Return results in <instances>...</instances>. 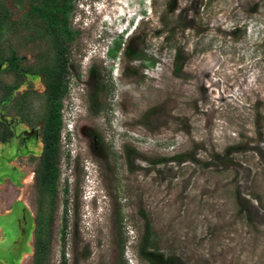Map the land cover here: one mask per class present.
Instances as JSON below:
<instances>
[{
  "label": "rangeland",
  "instance_id": "374dc122",
  "mask_svg": "<svg viewBox=\"0 0 264 264\" xmlns=\"http://www.w3.org/2000/svg\"><path fill=\"white\" fill-rule=\"evenodd\" d=\"M49 10L68 73L48 184ZM0 11V264H150L145 229L173 264H264V0Z\"/></svg>",
  "mask_w": 264,
  "mask_h": 264
},
{
  "label": "trees",
  "instance_id": "16d2710c",
  "mask_svg": "<svg viewBox=\"0 0 264 264\" xmlns=\"http://www.w3.org/2000/svg\"><path fill=\"white\" fill-rule=\"evenodd\" d=\"M55 10H49L47 15V26L53 33L57 32L55 22ZM4 13L0 11V26ZM55 35L57 41L56 56H55V72L51 77L48 85V98L49 107L47 116L45 118L44 128L41 135L42 152H41V181L52 183L55 179L57 169V148L59 141V134L61 128V115H60V98L67 91V79L65 78L68 73L67 66V41L63 37V33ZM130 51L127 50V53ZM15 67L14 64L9 65ZM13 67V68H14ZM8 88L6 89V92ZM12 132L8 126L0 121V142L6 141L11 137ZM180 157V156H177ZM48 183V184H49ZM150 243L148 242V232L145 229L141 237L138 247L140 255L146 259L150 264H173L169 257H164L162 253L155 252L149 249Z\"/></svg>",
  "mask_w": 264,
  "mask_h": 264
}]
</instances>
